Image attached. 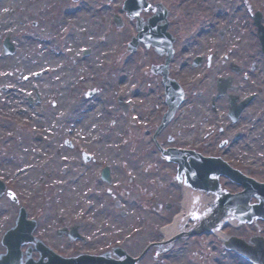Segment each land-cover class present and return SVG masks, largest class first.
<instances>
[{"label":"rangeland","instance_id":"1","mask_svg":"<svg viewBox=\"0 0 264 264\" xmlns=\"http://www.w3.org/2000/svg\"><path fill=\"white\" fill-rule=\"evenodd\" d=\"M30 1L0 0V56L21 75L0 83V172L21 184L18 189L34 211L51 213L50 223L42 219L34 234L46 236L64 254L111 249L115 244L136 254L145 242L155 240L159 226L179 206L182 184L176 163L167 160L160 148L203 143L206 147V133L219 130V119L224 120L225 112L219 108L225 96L215 98L219 111L213 113L210 105L217 77L226 74L232 75L231 84H239L242 94L254 91L256 96L231 126L228 138L241 130L232 147L211 145L203 152L221 155L243 173L264 181V55L252 19L258 7L264 23V0H147L153 9L156 1L167 6L168 29L176 47L169 75L184 90L173 119L158 130L166 109L165 92L161 74L150 68L164 56L142 43L133 51L127 49L135 19L123 10V0H35L34 8ZM153 9H142V19ZM114 13L121 15L122 26L115 24ZM37 33L49 41L44 44L46 55L59 56L44 67L37 65L43 57L40 40L32 41ZM5 37L14 44L11 53L4 52ZM196 56L201 61L192 64ZM230 62L241 66L238 74ZM129 71L127 79L119 81ZM36 91L40 100L35 102ZM119 95L127 102L126 110L118 103ZM6 97L17 106L3 109ZM95 98L105 99L113 110L112 124L99 119L102 138L111 126L117 129L108 148L98 144L99 139L95 143L81 139L87 136L82 112ZM29 117L41 122L29 128ZM40 134L47 140L39 139ZM30 139H36L41 149L35 151ZM8 143H17L16 149L9 151ZM81 150L92 157L83 160ZM103 165L109 166L110 181L100 177ZM220 177L227 189L240 188ZM74 179L81 187L78 196L68 192ZM75 222L82 240L54 232ZM194 241L189 237L154 246L137 264H165L162 259L169 260L168 254L178 247L173 261L189 264L198 247Z\"/></svg>","mask_w":264,"mask_h":264},{"label":"water","instance_id":"2","mask_svg":"<svg viewBox=\"0 0 264 264\" xmlns=\"http://www.w3.org/2000/svg\"><path fill=\"white\" fill-rule=\"evenodd\" d=\"M148 7V3L145 0H125L124 8L131 12L132 15H138L141 7ZM166 9L158 4V8L152 15L148 16L145 23L137 21L138 32L135 37H132L128 44L129 49H134L139 39H143L146 45L152 43L155 48L160 52H165L166 59L165 63L158 66H153L154 71H160L163 75V82L165 84L166 91V101L168 108L163 115L162 122L159 124L158 128L163 126L172 116L175 108L180 103L183 98V90L180 85L172 78L167 75V62L170 59L172 53L171 41L172 37L169 32L166 31L168 21L166 19ZM259 14L254 15L255 22L258 26V31L262 30L264 32V26L259 22ZM158 20H164L162 23L157 24ZM115 21L119 25L121 24V19L119 15H115ZM261 42L263 44L264 50V33L259 34ZM4 50L6 52H12L14 46L8 37H5L3 41ZM85 53L88 49L84 50ZM199 61V58L195 59V63ZM236 68L238 66L232 65ZM230 76L218 78L217 88L218 93L224 92L225 89L230 85ZM250 97L242 100L239 104H234V97H229L230 100V113L233 119L238 115L240 109L247 103ZM175 148L162 149V152L167 155L170 159H175L178 161V171L182 169L185 172V180L193 185L200 186L204 189H212L216 191L219 200V205L217 210H230L232 215L241 220H250L252 217H264V183L258 182L251 177H246L242 175L238 170L229 167L224 161L218 157H211L209 161H204V159L194 160L190 162H184L180 158V154L173 152ZM219 173H225L229 175L232 179L244 184L245 189L236 194H230L221 190L217 183V175ZM210 174V176H208ZM212 174V176H211ZM102 177L109 179V169L105 166L101 172ZM252 195L258 198L257 202L249 203V199ZM30 228H12L6 232L4 235V242L8 245V250L0 255V264H18L20 259V252L18 246L23 239L21 238L25 233L28 234ZM41 253H47V260H43L42 257L38 261H32L28 259L26 264H130L133 259L129 256L123 259H113L109 254L104 255H79L71 259H60L52 258V256L40 247Z\"/></svg>","mask_w":264,"mask_h":264},{"label":"flooded vegetation","instance_id":"3","mask_svg":"<svg viewBox=\"0 0 264 264\" xmlns=\"http://www.w3.org/2000/svg\"><path fill=\"white\" fill-rule=\"evenodd\" d=\"M245 78V77H244ZM240 90H243L241 87H239ZM238 89V85L235 88ZM226 101H223L221 103L220 112L226 111ZM218 105V103H217ZM212 105H210L211 107ZM220 106V105H219ZM219 109L216 108V105L212 108L211 111L214 113L216 111H219ZM224 120L223 124H221L219 130H215V128H212L209 130V133H206V137L208 136L206 141V147H203V144H198L194 147H188L183 146L185 148H193L196 152H202L203 154H209L203 152V148H207L211 145H220V147L228 149L229 147H232L233 140L240 137L241 130L237 131L234 134L230 133V137L228 138L231 126L233 122H231L227 116V113H224ZM218 121V119H216ZM237 122V121H236ZM5 174L0 173V177L3 181V184L0 186V228L6 229L10 226L15 225L16 218L18 216V212L20 207H24L26 210V216L28 218H34L36 223L34 226V229L41 224L42 215L40 211L36 210L34 211L32 209V206L30 204H26L24 196L19 193L17 188L21 187V184H18L17 181L14 183L8 182L9 179L4 177ZM9 189H12L13 191H9ZM15 193V194H14ZM11 202L12 207H8L5 202ZM46 222H50L52 215L51 213H47L45 217ZM45 222V221H43ZM238 227L232 228L229 227L228 222L218 223V222H207L206 226L210 230L208 234H197L194 236L195 241H197L198 247L196 250L193 249L194 252H191L189 259V264H258L252 260H249L245 258L236 248L229 247L227 245V242L231 237H237V239H241V241H244L247 243L249 247H253L254 245V238H258L262 241L263 246V254H264V221L261 222L259 228L255 231L248 230L246 227L242 226L245 224H254L251 221H238ZM221 225L224 230L225 235L216 238L214 236V233L212 232L213 229ZM1 231V234L3 232ZM1 234H0V251L5 249V245L1 242ZM178 237V236H177ZM176 237H172L170 240H173ZM164 242H162L163 244ZM153 244H143L141 248L138 249L136 254L140 255V259L145 255L147 251H149L152 248ZM21 249V248H20ZM25 256V255H24ZM32 257H39V254L37 255H31ZM139 262V261H138ZM137 262V263H138ZM168 264H184L182 261H170Z\"/></svg>","mask_w":264,"mask_h":264},{"label":"bare ground","instance_id":"4","mask_svg":"<svg viewBox=\"0 0 264 264\" xmlns=\"http://www.w3.org/2000/svg\"><path fill=\"white\" fill-rule=\"evenodd\" d=\"M212 1L220 2V0H212ZM34 4H35V0H31L29 2V6H31V8H34ZM38 33L41 34L40 32ZM38 33L33 35L32 41H35L36 39L40 40L39 49L42 52L43 57L41 60H39L37 65L38 67L39 66L44 67L46 64H49L48 60L54 59L55 61L57 58H59V56L55 54H50L49 56L46 55L44 44H48L49 41L46 40L45 38L39 37ZM233 36L235 35L233 34ZM64 48L66 49L65 45ZM124 62L127 61L125 60ZM124 66L125 67L128 66V63H124ZM128 75H130V71L126 72L124 76L122 75L123 77L119 81L124 82L127 79ZM20 76H21L20 73L14 72L10 68L8 64V60L0 56V83L6 82L7 78H11V77L17 80ZM8 94H11V92H8ZM6 100H8V104L2 107L3 109H12L17 106L16 103H13L12 100H9L7 97ZM87 104L88 107L84 108V111L82 112V118H84L85 121H87V127L86 129H84V134L87 136H85V138L81 137V139L88 143L90 142L95 143L96 139H99V141L97 140L98 144H101L106 148L112 146L114 144L112 142V136L114 132L117 131L116 126L115 125L111 126L112 128L111 130H109V134H107L106 136H104V138H102L99 130V125H100L99 119L101 118L104 120L107 118V120H109V122L112 124V122L114 121V115L112 114L113 110L111 109L108 102L102 98H95L93 100H90ZM28 119H30L29 125L27 124L29 128H33V126H35V123L41 122V119L39 118L29 117ZM130 120L131 119H129V122ZM102 123H105V121H102ZM40 135H39V139L43 141L47 140L46 137ZM6 141L8 142L9 140ZM29 144L35 149V151L41 149V147L36 144V139H30ZM6 145H8L9 151H13L14 149H16L17 143H12V144L8 143ZM42 146L44 147L45 145ZM105 152L109 153V150H105ZM72 181L73 182L71 184L69 185L67 184L69 186L68 192L72 196H78L80 195L81 187L78 185L75 179ZM180 188L181 189L178 198L179 207L177 208L176 211H172L170 216L166 220H164V222L159 226V229L157 230V233L155 235L156 238H166L169 235L184 231L188 227L191 228L193 222L196 220L195 214H198V217L200 218V216L204 217L210 212V208L208 209L206 207V203L207 202L210 203L212 201L213 199L212 193L194 189L185 182H182ZM225 219L219 218L218 220H225Z\"/></svg>","mask_w":264,"mask_h":264}]
</instances>
